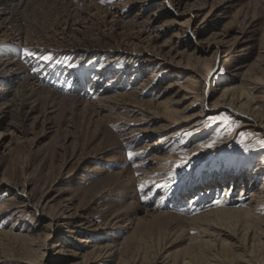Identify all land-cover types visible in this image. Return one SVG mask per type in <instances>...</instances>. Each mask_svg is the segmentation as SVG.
<instances>
[{
    "label": "rangeland",
    "instance_id": "obj_1",
    "mask_svg": "<svg viewBox=\"0 0 264 264\" xmlns=\"http://www.w3.org/2000/svg\"><path fill=\"white\" fill-rule=\"evenodd\" d=\"M18 2L0 17V264H242L240 242H200L201 216L264 187V126L222 105L247 87L264 114V0Z\"/></svg>",
    "mask_w": 264,
    "mask_h": 264
},
{
    "label": "bare ground",
    "instance_id": "obj_2",
    "mask_svg": "<svg viewBox=\"0 0 264 264\" xmlns=\"http://www.w3.org/2000/svg\"><path fill=\"white\" fill-rule=\"evenodd\" d=\"M14 1L17 2L19 1L17 5H20V2L24 4L26 0H0V17L4 15L7 3L10 2L13 4ZM4 23L0 24L1 29H4L6 27ZM6 63H8L9 68L17 67L16 61L6 60ZM165 64L166 63L163 61L160 63L161 66ZM176 66L178 67L180 65L176 64ZM16 69L19 68L17 67ZM13 74L14 75H10V77L6 79L8 81H11V79L20 76L17 75V73H15L14 71ZM196 83L197 81L194 80L191 81L190 85L181 88L185 90L187 93H196L197 91ZM245 89L241 93V97H243L242 100L240 99L236 100L237 98L236 99L230 98L229 100H226L225 103H222V105H229V106L233 105L235 107H238L240 112L242 111L253 115L256 120L255 124L259 123L258 126L261 125L264 126V114L261 111L262 109H260L262 108V106L260 107L259 105L256 106L252 105L251 103L256 101V97H252ZM224 96L228 97L227 95ZM189 97H193V96H189ZM196 102H197V98H195L192 101L190 106H193ZM167 113L169 115L168 118L170 117L168 124L171 123L178 124L180 121H183L182 120L183 116L179 115L178 112L169 110ZM197 115L200 116V114ZM168 124L165 125V128L168 127ZM261 162H262L261 164L263 165L264 155L262 157ZM260 165L258 166V168L254 170V173L264 170V166L260 167ZM202 217L204 218L203 224L207 227H205L206 228L205 232L200 238L201 243L204 242V244H208L210 246H213L212 244H214L215 246L220 245L221 247H229L231 246V242H237V243L240 242V245L237 247H241V249L243 248V253L239 255L238 259L241 260L242 264H264V256H262V258L257 257L258 255L255 256L253 251L256 247L258 248L261 247L264 250V187L261 188L259 191L253 192L252 200L248 202L243 208L220 209L213 212L211 211L201 216V218ZM223 223L228 225L229 227L223 225ZM240 230L242 232H238ZM241 235L243 237V240L241 239ZM200 244L198 245L200 246ZM247 244H250V246L253 248L250 252L247 249L248 246ZM194 246H192V248L190 246L191 250H194L193 249ZM183 264H199V263L190 260L184 262Z\"/></svg>",
    "mask_w": 264,
    "mask_h": 264
},
{
    "label": "snow or ice",
    "instance_id": "obj_3",
    "mask_svg": "<svg viewBox=\"0 0 264 264\" xmlns=\"http://www.w3.org/2000/svg\"><path fill=\"white\" fill-rule=\"evenodd\" d=\"M103 2V0H102ZM27 51V50H26ZM29 55H31V53H28ZM44 59H49V57H44ZM215 119V118H214ZM219 119L223 120V121H227L228 120V117L227 116H222V117H219ZM215 142L213 141V144ZM212 144H209V145H206V147H211ZM130 158H131V153L129 154ZM141 187V190L143 189V185L140 186ZM217 203H219V201H217Z\"/></svg>",
    "mask_w": 264,
    "mask_h": 264
}]
</instances>
